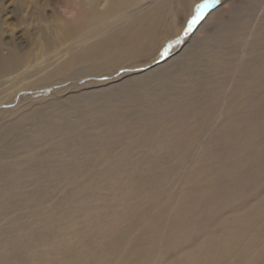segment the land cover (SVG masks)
Segmentation results:
<instances>
[{
	"label": "bare ground",
	"instance_id": "6f19581e",
	"mask_svg": "<svg viewBox=\"0 0 264 264\" xmlns=\"http://www.w3.org/2000/svg\"><path fill=\"white\" fill-rule=\"evenodd\" d=\"M62 1L57 25L27 5L28 49L0 34V83L154 57L193 4L129 13L140 0ZM214 31L174 87L143 77L117 105L75 95L3 124L13 144L0 166V264H264V0Z\"/></svg>",
	"mask_w": 264,
	"mask_h": 264
},
{
	"label": "rangeland",
	"instance_id": "374dc122",
	"mask_svg": "<svg viewBox=\"0 0 264 264\" xmlns=\"http://www.w3.org/2000/svg\"><path fill=\"white\" fill-rule=\"evenodd\" d=\"M35 1L43 7L47 17L55 20L54 23L56 25L62 22L65 16H68L61 10L62 0ZM85 1L87 2V0ZM156 1L159 0H140L141 3L130 8L129 13H135L150 2ZM191 1H193L192 8L187 16L183 13L175 15L178 33L167 38L159 54L154 57L140 56L137 60H132L125 66L103 69L93 74H82V76L78 77L53 80L50 82L51 84L46 85H41L39 82L35 83L36 85H32L35 81V76L28 73L22 74V76L19 75L22 80L18 83H15V74L6 76L2 80V83H0V128L7 123L16 122L25 113L46 109L57 103H63L75 95L88 96L90 97V101L97 105L105 92L112 95L113 105H117L125 98L122 92L131 87L133 83L137 84V81L143 77L148 78L149 81H152L156 85L163 78L162 76H165L168 84L174 87L173 78L175 79L181 75L184 68L196 59L197 54L207 52L208 48L206 47L208 46L211 30L215 29L216 31L219 25L230 21L232 15L243 10L246 4V0H218L212 7L203 11L202 18L188 31L189 22L197 15V5L204 3V0ZM30 2L31 0H0V27L2 26L0 34L8 46H13L20 50L26 47L28 49V33L25 31L24 24L19 22V18L25 14L27 5ZM104 6L105 1L102 0L98 7L102 9ZM252 29L253 25L250 24L248 30L251 31ZM165 48L168 49L167 55H162ZM1 51L5 52V49ZM56 57L58 58V56H54L53 59ZM56 59L55 61L58 60ZM97 63V61L93 62V64ZM25 70L27 72L31 68L27 67ZM237 78L236 74L228 77L226 91L233 87ZM115 92H119V95H114L113 93ZM224 103L225 100L223 99L222 104ZM17 115L19 116L17 117ZM31 123L30 120L26 122L27 125ZM8 140H6L7 142L0 140V144L3 147L1 148L0 146V166L1 163L5 164L12 158L9 156L8 149L11 147V143L13 144V141L11 142V137ZM109 162L111 161H105L104 164L109 165ZM59 196L60 194H56L54 197Z\"/></svg>",
	"mask_w": 264,
	"mask_h": 264
},
{
	"label": "snow or ice",
	"instance_id": "6c2138e0",
	"mask_svg": "<svg viewBox=\"0 0 264 264\" xmlns=\"http://www.w3.org/2000/svg\"><path fill=\"white\" fill-rule=\"evenodd\" d=\"M218 0H204V3L197 5L196 12L197 15L192 18V20L189 22V28L188 31L191 30L192 26L202 18V13L204 10H206L209 7H212L215 3H217ZM168 49L165 48L162 55H167Z\"/></svg>",
	"mask_w": 264,
	"mask_h": 264
}]
</instances>
